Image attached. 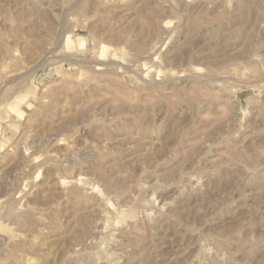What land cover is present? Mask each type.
<instances>
[{
  "label": "rangeland",
  "instance_id": "374dc122",
  "mask_svg": "<svg viewBox=\"0 0 264 264\" xmlns=\"http://www.w3.org/2000/svg\"><path fill=\"white\" fill-rule=\"evenodd\" d=\"M27 258L264 264V0H0V264Z\"/></svg>",
  "mask_w": 264,
  "mask_h": 264
},
{
  "label": "bare ground",
  "instance_id": "6f19581e",
  "mask_svg": "<svg viewBox=\"0 0 264 264\" xmlns=\"http://www.w3.org/2000/svg\"><path fill=\"white\" fill-rule=\"evenodd\" d=\"M155 17V16H154ZM201 17V16H200ZM203 17V16H202ZM197 18V17H196ZM193 20H195V19H193ZM199 20V19H198ZM201 21V20H200ZM200 21H198V22H200ZM195 22V21H194ZM206 22V21H205ZM209 22V21H208ZM198 25V24H197ZM193 27V26H192ZM195 27H197V26H195ZM198 28V27H197ZM190 29V28H189ZM195 30V29H194ZM192 31V30H191ZM189 33V32H188ZM188 37V36H187ZM189 40V39H188ZM245 40H246V38H245ZM249 40V39H248ZM244 43H245V41H244ZM251 46V45H250ZM249 48V47H248ZM64 182V181H63ZM143 183V182H142ZM140 184V183H139ZM142 185H144V183L142 184ZM141 185V186H142ZM145 186V185H144ZM140 187V186H139ZM149 188V187H148ZM139 190V189H138ZM149 201V200H148ZM143 202V201H142ZM141 202V203H142ZM145 202H147V201H145ZM147 203H149V202H147ZM144 204V203H143ZM144 205H146V204H144ZM164 205V204H163ZM149 209V208H148ZM16 211V210H15ZM102 211V210H101ZM105 211V210H104ZM24 212H26V211H24ZM29 212H30V210H29ZM106 212V211H105ZM105 212L104 213H102V217H101V221H100V231L103 233L104 232V235H105V233L107 234V232L106 231H108V227H110L109 225H108V222H109V220L111 219H109V215H107V214H105ZM147 212V211H146ZM18 213V212H17ZM147 213H149V212H147ZM151 213V212H150ZM25 214V213H24ZM151 214H153V213H151ZM147 216V215H146ZM22 217V216H21ZM150 217V219L152 218L151 217V215L149 216ZM149 217H147V219L149 218ZM111 221V220H110ZM110 223V222H109ZM99 224V223H98ZM28 225V224H27ZM108 225V226H107ZM99 231V230H98ZM109 233V232H108ZM102 235V234H101ZM110 235V234H109ZM106 236V235H105ZM105 239V238H104ZM98 246H99V244H98ZM204 246V245H203ZM104 249V248H103ZM101 251V250H100ZM104 251V250H103ZM98 252V251H97ZM89 253V252H88ZM95 253V252H94ZM203 253V252H202ZM104 254V253H103ZM106 254V256L109 254H107V252L105 253ZM111 255V254H110ZM109 256V255H108ZM13 257V256H12ZM94 257V256H93ZM96 257V256H95ZM17 258V257H16ZM22 259V258H21ZM33 260V258H27L26 259V261H27V263H29V264H34V260ZM14 261V260H13ZM36 262V261H35ZM94 263V262H93ZM17 264V263H16ZM25 264V263H24Z\"/></svg>",
  "mask_w": 264,
  "mask_h": 264
}]
</instances>
